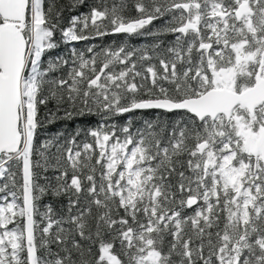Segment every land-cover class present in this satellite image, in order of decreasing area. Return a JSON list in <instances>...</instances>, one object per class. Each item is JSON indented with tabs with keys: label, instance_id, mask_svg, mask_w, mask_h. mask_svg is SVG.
Listing matches in <instances>:
<instances>
[{
	"label": "snow or ice",
	"instance_id": "obj_1",
	"mask_svg": "<svg viewBox=\"0 0 264 264\" xmlns=\"http://www.w3.org/2000/svg\"><path fill=\"white\" fill-rule=\"evenodd\" d=\"M0 194V264H264V0H0Z\"/></svg>",
	"mask_w": 264,
	"mask_h": 264
},
{
	"label": "trees",
	"instance_id": "obj_2",
	"mask_svg": "<svg viewBox=\"0 0 264 264\" xmlns=\"http://www.w3.org/2000/svg\"><path fill=\"white\" fill-rule=\"evenodd\" d=\"M64 2H67V0H64ZM87 2L93 3L94 0H87ZM88 11L87 7L84 6H80L77 9H73L71 11H66L64 12V15L66 18L70 17L71 15H79L82 13H86ZM157 26H159V22H157ZM165 40H171V37H167V38H163ZM154 38L151 36H133V37H125L123 35H119V36H108L103 38V40H96V41H91V42H87V43H93V44H97V45H102V46H106V45H119L121 43H125V41L127 42V44L131 47H136V48H143V47H147L150 46L153 43ZM86 46L85 42H81L79 44H73V45H69V46H65L63 44L60 45V47H58L55 50H52L51 52H49L45 59V63H47V61L49 59H55L56 57H62L68 54V49L71 47H76L79 50L84 49ZM54 75H60V73H55ZM49 109L54 108V104L52 102L49 103L48 105ZM47 111V109H45L43 106H41L40 109V119H41V127H39L37 129V135L35 138V145L37 148H39L40 144L42 142H44L45 140L48 139H53L56 137L57 133L60 132H64V133H71L73 132L75 129L80 128V127H91V126H95L96 117H91L88 119H78V120H74V121H63V120H58L54 123H48L45 119V112ZM62 115V113H61ZM139 116V114H137ZM157 118V113L155 111H150L147 113H144L143 115V119H149V120H154ZM161 119H163V117H160ZM169 119H171V117H169ZM127 120V117H122L119 118V120L117 121V123L123 125ZM142 125V120L141 119H137L134 122V129L136 127H140ZM63 139V138H61ZM78 140H84V136L83 134L77 138ZM56 154V149L53 148L51 150V152L49 153V158H50V162L51 163H55V160L53 159L54 155ZM38 172L41 173L42 176H48L49 178L54 176V173L51 169H49V171L47 172H43L40 169H37ZM41 183H44L43 180L40 181ZM54 182V181H53ZM3 195V194H0ZM41 204H50L52 205L57 212H63L66 211V204L67 201L65 198H54L51 195H47L45 196L42 201Z\"/></svg>",
	"mask_w": 264,
	"mask_h": 264
}]
</instances>
